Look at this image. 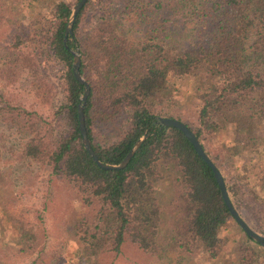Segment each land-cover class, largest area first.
Listing matches in <instances>:
<instances>
[{"label":"trees","instance_id":"trees-1","mask_svg":"<svg viewBox=\"0 0 264 264\" xmlns=\"http://www.w3.org/2000/svg\"><path fill=\"white\" fill-rule=\"evenodd\" d=\"M33 1L38 4L34 18H50L45 32L38 18L32 32H12L1 46L0 128L14 159L44 167L90 208L68 220L80 261L101 264V255H118L126 241L152 260L172 247L178 253L201 251L212 261L226 246L221 230L231 224L241 235L234 236V248L222 264H264V247L230 216L211 170L192 145L176 128L153 123L157 116L175 118L193 132L221 173L237 214L264 236V0H167L163 6L159 0H118L124 12L114 0H86L66 45L76 46L79 73L89 85L83 117L90 146L102 163L117 164L143 131L150 133L120 170L100 169L81 144L76 106L82 86L63 46L72 5ZM8 5L0 0V27L10 20ZM94 5L97 19L82 32L86 10ZM161 25H176L179 31L176 35ZM183 77H189L190 96L198 101L193 126L156 110L179 91L176 84ZM21 84L33 104L12 93ZM55 93L60 99L52 114L65 131L53 137L41 106ZM98 112L120 118L123 125L108 143L94 136ZM225 130L234 138L221 140L213 158L200 140L214 132L222 137ZM4 181L0 170V188ZM9 219L16 231L12 249L33 251V226ZM68 261L56 256L51 264H74Z\"/></svg>","mask_w":264,"mask_h":264},{"label":"rangeland","instance_id":"rangeland-1","mask_svg":"<svg viewBox=\"0 0 264 264\" xmlns=\"http://www.w3.org/2000/svg\"><path fill=\"white\" fill-rule=\"evenodd\" d=\"M64 1L72 6L75 4H73L74 0ZM114 1L118 10L124 12L122 2ZM159 1L162 6L167 4V0ZM1 3L4 5L9 4V10L12 12L10 20L7 21L8 24L0 27V49H2L1 46L5 44L6 38L12 32H32L37 27L36 19L38 18H43L41 24L45 25L44 32L47 29L49 14L41 16L39 14L34 18V13H37L38 10L37 2L33 0H18L17 2L1 0ZM28 3L30 4L29 8L24 10L22 6ZM97 14L96 5L86 10L85 23L80 26L82 32L87 30L95 18L97 19ZM173 19L179 20L176 16ZM132 20L133 18L130 16L128 23L130 24ZM175 26L162 27L166 31L172 28V32L177 35L179 30ZM185 28L188 27L185 26ZM48 68L49 70H56L54 64H49ZM188 78L183 77L178 80L176 85L179 91L164 103L158 104L156 110L178 117L193 126L198 101L190 96L189 87L187 86L188 81H190ZM0 89H2L1 83ZM11 91L14 95H19L20 98L17 99L25 104L34 103V99L24 92L22 84L15 85L11 88ZM59 99V94L55 93L47 106H41L42 117L49 123L45 125V128L53 137L65 131L62 120L52 114ZM106 115L105 112H98L93 117V132L97 141L108 143L116 138L123 125L120 118L113 120L110 117L106 118ZM224 132L222 137L219 132H214L207 134L200 140L205 150L213 158L219 153L221 140H226L229 143V140L231 141L234 138L229 131L225 130ZM7 144L5 133L0 128V170L5 179L3 186L0 188V229L2 230L0 232V264H51L56 256L63 259V262L69 259L74 264H88L80 261L79 244L73 235L68 233L70 227L68 220L81 212L89 211L90 208L85 207L71 193L66 184L53 179L44 167L36 163L14 159L4 147ZM215 160L219 162V158ZM9 217L27 221L33 226L36 236V247L33 251L24 254L12 249L14 243H16V231L15 223L10 221ZM221 235L227 241L225 249L221 255L212 261L208 260L201 251L190 254L178 253L177 249L172 247L165 249L153 261L127 241L123 243L121 252L118 255L103 254L99 257V260L102 261L101 264H222L228 259V253L234 248L235 243L232 241L234 236L236 235V238H238L237 236L241 234L234 226L226 224L221 230ZM52 252L56 254L52 255Z\"/></svg>","mask_w":264,"mask_h":264},{"label":"water","instance_id":"water-1","mask_svg":"<svg viewBox=\"0 0 264 264\" xmlns=\"http://www.w3.org/2000/svg\"><path fill=\"white\" fill-rule=\"evenodd\" d=\"M86 2V0H78L70 9V13L68 15L67 21L65 23L64 32H63V46L68 50V52L71 54L72 62H71V72L74 77V79L77 81L78 84L82 86V93L80 94L76 106V114H77V124H78V130L80 134V140L82 147L86 151V153L89 155L91 160L96 164L97 167L103 170H120L126 166L136 149L140 146V144L150 135V133H147L146 130L143 131L141 136L132 144V146L129 148V150L126 152L124 157L121 161H119L117 164H106L102 163L92 150L90 143L88 141L85 126H84V117H83V107L86 102L87 95L89 94V85L85 82V80L82 78V76L79 73V64H80V58H79V52L75 47L68 48L66 45V39L67 35L71 34L72 24L74 22V19L76 17V14L80 10V8L83 6V4ZM154 124H157L159 128H166V127H174L177 130H179L186 140L192 145L193 150L195 153L202 159V161L209 167L211 170V173L213 175V178L218 186L220 196L224 202V205L226 209L228 210L230 216L233 218V220L236 222V224L241 228V230L252 240L258 242L262 247H264V236H261L260 234L253 231L237 214L236 210L233 208L229 197L226 192V188L224 185V181L222 178L221 173L216 168L214 163L207 157V155L204 153L201 145L199 144L197 138L194 136L193 132L182 122L170 118V117H160L157 116L154 118Z\"/></svg>","mask_w":264,"mask_h":264}]
</instances>
